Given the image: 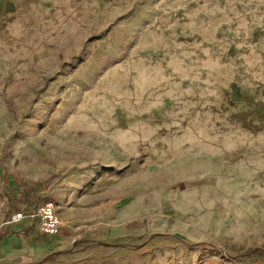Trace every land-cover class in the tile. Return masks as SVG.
<instances>
[{"label": "rangeland", "instance_id": "1", "mask_svg": "<svg viewBox=\"0 0 264 264\" xmlns=\"http://www.w3.org/2000/svg\"><path fill=\"white\" fill-rule=\"evenodd\" d=\"M31 198L19 264H264V0H1L0 233Z\"/></svg>", "mask_w": 264, "mask_h": 264}, {"label": "crops", "instance_id": "2", "mask_svg": "<svg viewBox=\"0 0 264 264\" xmlns=\"http://www.w3.org/2000/svg\"><path fill=\"white\" fill-rule=\"evenodd\" d=\"M37 202L34 198H31L25 207L28 208V204ZM17 209L15 205L11 206L9 211H6L8 213L6 218L1 222V224L8 226L9 229L5 233H0V264H19L26 252H31L30 243L33 246H36L37 243L44 245L51 237L41 233L37 228L36 222L27 217L19 221L14 220L5 223V219H10ZM15 224H18V229L14 226ZM22 229L26 231H21Z\"/></svg>", "mask_w": 264, "mask_h": 264}, {"label": "built area", "instance_id": "3", "mask_svg": "<svg viewBox=\"0 0 264 264\" xmlns=\"http://www.w3.org/2000/svg\"><path fill=\"white\" fill-rule=\"evenodd\" d=\"M27 210L17 209L5 223L21 220L25 217L36 222L37 228L47 236L55 235L61 224L60 215L56 203L52 199H43L37 203L28 204ZM27 211V212H25Z\"/></svg>", "mask_w": 264, "mask_h": 264}, {"label": "trees", "instance_id": "4", "mask_svg": "<svg viewBox=\"0 0 264 264\" xmlns=\"http://www.w3.org/2000/svg\"><path fill=\"white\" fill-rule=\"evenodd\" d=\"M246 252L247 253L259 252L264 254V249L261 246L251 245L247 247Z\"/></svg>", "mask_w": 264, "mask_h": 264}, {"label": "water", "instance_id": "5", "mask_svg": "<svg viewBox=\"0 0 264 264\" xmlns=\"http://www.w3.org/2000/svg\"><path fill=\"white\" fill-rule=\"evenodd\" d=\"M235 98V97H234Z\"/></svg>", "mask_w": 264, "mask_h": 264}]
</instances>
